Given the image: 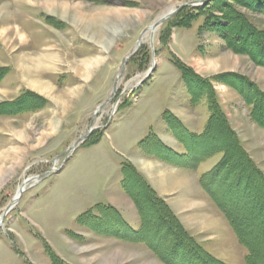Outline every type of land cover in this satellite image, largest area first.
Listing matches in <instances>:
<instances>
[{
    "label": "rangeland",
    "instance_id": "374dc122",
    "mask_svg": "<svg viewBox=\"0 0 264 264\" xmlns=\"http://www.w3.org/2000/svg\"><path fill=\"white\" fill-rule=\"evenodd\" d=\"M188 1L192 0H0V106L11 103L0 110V129L6 137L0 142V189L4 186L0 191V218L17 197L24 180L57 171L34 185L27 184L19 202L4 221L0 220V264H44L43 255L48 259L51 250L58 253V243H63V239L56 231L73 230L84 211L108 201V191L113 195L119 192L117 186L124 183L125 159L139 163L149 172L153 183L165 193L157 194L169 204L173 202L179 215L174 213L197 240L215 238L217 228L223 224L216 221V210L200 196L198 186L192 187V174L190 178L181 171L172 175L165 166L154 163L159 160L143 159L154 141H147L144 148L141 142L151 132L158 134L164 144L175 149L182 147L163 117L167 109L198 131L201 124L204 129L210 115L206 99L192 105L189 89L171 56L178 57L195 74L189 77L194 94L209 88L206 80H211L226 118L241 140L238 132L258 139L261 151H247L259 168V178L252 176L249 165L243 162L237 166L243 172L241 180L232 172L224 176L222 171L217 185L222 199L226 197L225 202L234 208V216L253 239L259 254L255 259H264V122L253 119L264 121V64L259 61L260 49L264 48V0H215L216 13L225 18L221 29L235 31V39L227 41L224 31L218 28L200 30L210 11L197 15L190 27H182L177 23L187 12L179 10L155 31H147L141 49L128 60L113 94L121 63L136 48L143 30ZM154 58L150 77L131 89L151 70ZM36 82H43L47 88L35 86ZM253 105L256 111L252 115ZM229 112L238 120L239 128L231 123ZM91 126L98 128L67 155L66 150ZM212 128L205 141L211 145L230 144L226 125L217 123ZM98 131L100 139L96 137ZM229 150L231 159L240 158L236 146ZM209 166V159L200 163L194 170L197 177ZM248 173L251 179L246 177ZM180 180L183 186L178 184ZM249 180L255 181L254 188ZM136 190L143 204L145 200L150 203L141 185ZM127 200L128 207L136 210V203L134 207ZM30 205L35 211L40 207L45 210L41 227L36 219L28 217ZM148 211L151 222L147 229L154 233L161 225H156V213ZM84 221L93 220H79L82 224ZM167 234L162 235L161 242L168 243ZM39 237L47 245L50 243L51 250L46 252ZM122 248L93 256L102 259L92 264H162L150 250L136 253ZM206 248L229 264H247V250L234 231L222 245L223 253ZM101 249H113L112 244H102ZM57 260L55 264H60Z\"/></svg>",
    "mask_w": 264,
    "mask_h": 264
},
{
    "label": "trees",
    "instance_id": "16d2710c",
    "mask_svg": "<svg viewBox=\"0 0 264 264\" xmlns=\"http://www.w3.org/2000/svg\"><path fill=\"white\" fill-rule=\"evenodd\" d=\"M216 5V1L211 0L208 4L204 6H199L197 8L188 6L183 8V12L187 13L185 16H181L183 20L182 22H178L177 25L182 27H190L197 15H201L202 12L204 13L205 11H210L211 14L208 16L209 18H207L204 24L200 26V30L204 28H208L209 30H214L218 28L224 31L222 35L224 36L223 38L226 41L230 38L235 39V37H233V35H235V31L231 30L233 28H228L227 30L221 29V26L225 24L223 22L225 18H223L224 14H219V16L216 13ZM191 14L192 17L190 16ZM225 17L227 16L225 15ZM166 23L169 24L170 22L167 21ZM261 42L259 41V43ZM261 45L264 47V44L261 43ZM171 61L181 71L183 80L186 83L191 95L192 105H198L202 102L203 99H206L207 106L210 111L209 118L202 132H194L191 131L177 115L167 109L164 112L163 117L164 119H166L170 131L174 133L175 137L182 144L184 151L181 153L173 152L174 150L164 144L161 138L158 137L155 132L149 133L146 139L141 142V145H143L144 148V144L147 141L149 142L150 140H153L154 144L152 145V147L150 146L151 149L148 150L150 153L158 155L160 154L164 160H167L165 158H169V161L180 162L186 167H189L193 170H196L200 163L221 153L222 157L218 161V163L210 170L201 173L199 181L204 190L207 192V194L219 207L223 215L228 219L234 232L237 235L239 242L246 248V263L264 264V259H255V257H259V254L256 251L253 239L250 238L249 235H247L246 231L243 229L244 227L241 225V221H239V218L234 216V208L230 204H227L225 202V195V198L222 199L223 193H219V188L217 185L219 180V174L222 171L225 173L224 176L228 175L229 172H232V175H237L240 178L238 179L241 180V178H243V172L242 169L238 168L237 166L242 165L243 162L244 164L246 163L247 165H249L250 173L256 178H259L258 175H260L258 173L259 168L251 158L246 147L243 145L242 140L231 128L228 118H226V113L220 103L219 96L217 92L212 89L211 80H206L209 84V88L202 89L198 93L194 94V92L192 91L193 86L191 88V84L189 83V77L191 75H195L193 74L191 68H189L187 64H185L176 56H171ZM259 61L264 64V48L260 49ZM2 81L0 82V84L2 83ZM247 100L249 105H251L252 103L249 101V98ZM254 103H256V101H254ZM10 104L11 103L0 106V110L3 109V107L5 106H9ZM12 107H14L13 104ZM255 111L256 107L253 105V108L251 109V114L253 115ZM11 114H13V111ZM253 119L256 122H259L260 124L264 122L262 119L259 118L253 117ZM217 123L219 126L222 127L226 125L229 133L226 131L227 134H225L226 136L228 135V137L226 138L230 139V144H225L224 142H221L211 145L210 143L205 141L207 136H211V131L213 130L212 127L214 124ZM100 134L101 133L98 131L96 134V137H98L97 139H100ZM235 146L237 154L240 155V158L235 157L236 159H231V152L229 149H232V147L234 148ZM122 171L124 174L123 186L129 193V195L133 198L141 216L142 227L139 231L140 236L160 260H162L165 264H229L207 251L203 244L184 227L179 217L171 210L169 204L157 194V192L154 190L147 178L131 161L125 159L122 162ZM250 173L246 174V177L249 176V179L252 178ZM130 177H132V181H129ZM140 185L141 187H143V190H146L150 198V203L148 204L146 203V200L145 204H143L141 197L138 195V191L136 190V188L140 187ZM250 185L254 188V186H256L255 181H251ZM230 187L231 186H229V188ZM149 209H151L152 212L154 211V213H156L157 218L159 217V219L156 218L155 220V222H157L156 225H161V227L156 229L154 233L152 231L150 233L147 229L149 220L151 222V218H149L151 211H148ZM93 212V208L89 209L81 216L79 220L81 221L83 218H87L93 215ZM163 226L165 228H163ZM166 233H168V237L166 236L167 238H169V241H167L168 243H164L163 241L161 242V240L163 239L162 235ZM50 256L53 258L54 261H57V259H59V257L53 252H50ZM172 256L174 257L172 258Z\"/></svg>",
    "mask_w": 264,
    "mask_h": 264
},
{
    "label": "crops",
    "instance_id": "0c3cea01",
    "mask_svg": "<svg viewBox=\"0 0 264 264\" xmlns=\"http://www.w3.org/2000/svg\"><path fill=\"white\" fill-rule=\"evenodd\" d=\"M229 113H230V116L232 117L230 119L231 123L233 122L234 125H236V127L239 128L240 126H238V120L234 118V116L231 114V112H229ZM186 126L191 131H194V132H202L204 130L202 128V124H201L199 131L195 130V129L193 130V127H191V126H188V125H186ZM254 129H256V128H254ZM259 129H261V128H259ZM262 131H263L262 133L264 134L263 128H262ZM238 133L240 134V136H241L243 142L245 143V146H246L248 151H250L252 154H255V153L261 151L260 146L257 145L258 139L255 140L251 135H249V133L247 134L246 132H242V135L240 132H238ZM5 138L6 137H5V133H4L3 129H0V142L3 141ZM174 138H175V136H174ZM176 140H178V139L176 138ZM162 141H163V143H165L164 140H162ZM179 144L181 147L182 144L180 142H179ZM167 146H169V145H167ZM169 147L174 150L173 152L181 153L184 151L183 146L181 147V149L180 148L175 149L171 146H169ZM0 149H3V147L1 145H0ZM143 157H144L143 159H147V160H152V159L159 160V161H156L154 163L162 164L163 166H165L166 171L169 170V173L172 175H174L175 173H178V171H181L187 177H189V174H192L194 182H195V184L192 187L194 188L195 186H198L199 192L201 193L200 196H203L206 199V201H209L210 205L216 210V212L218 214V220L216 219V221H220V223L223 224V225H219V228H217L215 238L208 236V237L202 238V240H199V241L203 244V246L205 248L207 246V247L215 249L216 252L218 251V252L223 253L222 245L224 243H226L227 240L232 236L234 230H233L232 226H229L227 224V222L224 220L226 217L223 215V213L221 212L219 207L216 205V203L212 200V198L207 194V192L204 190L202 185H200V182L197 181L198 177L195 174L194 170L189 168V167H186L184 164H182L180 162H171L168 160L169 158H165L167 160H164L160 154L158 155V154L147 152L146 156L144 155ZM221 157H222V154L219 153V154L215 155V157L213 156V157H211V159L209 158V161L211 162V166L206 167L205 171H203V172H206V171L210 170L211 168H213L218 163V161L221 159ZM206 161H208V159ZM206 161H204L203 163H205ZM141 162L143 163L144 161L141 160ZM146 162H148V161H146ZM134 165L147 178V180L150 182V184L152 185L154 190L163 196V194H165V193H163L156 186V184L153 183L154 182L152 180L153 177L149 174V172L147 170H146L147 171L146 172L144 170L145 168L143 169L142 167H140L139 163H137V164L134 163ZM143 166H144V164H143ZM171 170H172V172H171ZM203 172H201V173H203ZM195 175H196V177H195ZM197 182H199V183H197ZM187 185H189V184H187ZM3 187L0 189V191L3 189ZM117 187H118L119 192H115L114 195L111 194L110 191H108V196H107L108 201L106 203L99 202V203L94 204V206L91 207L94 209L93 215H91L87 218L92 219L93 221H91L89 223H87V221L86 222L84 221L85 224H82L79 222V219H78V222L75 225L73 230H70L67 228H65V229L60 228L59 230L56 231L57 233L58 232L60 233V237L63 239L62 240L63 243H58L57 241L55 243L56 245H57V243L60 244L59 245L60 249H59L58 253H54V254L58 255L60 264H92L95 261H99L97 259H102L101 257L94 258L93 256L98 255L100 253H104V254L108 255L109 253L116 252L118 249H120V247H123L122 249H124L125 251L128 250L127 248H130V250H128V251L133 250L136 253H137V251L150 250L151 253L156 257L155 259L157 260V262L160 261L162 264H164L162 262V260H160L153 253V251L148 247V245L144 242V240H142V238L140 236L139 231L142 227V220H141V216L139 214L138 209L135 207L133 198L128 194V192H125L126 189L124 188L123 185H120V186L118 185ZM187 196L191 197V195L188 193H187ZM127 198L133 203L136 210H132L131 208L128 207ZM193 198H194V196H193ZM33 204H35V203H33ZM172 204H173V202L169 204L170 208L172 209L173 212H176L179 215V213L175 210V208L173 207ZM31 205L29 207H27V210H28L27 213L29 214L28 217L31 219L33 218L32 220L36 219L34 221L35 222L38 221V223H40V225L39 224H37V225H39L41 227L42 226V221H41L42 219L41 218H42V214L45 213V210L40 207L38 211L37 210L35 211L34 209H32ZM35 205L37 206L38 204H35ZM91 208H89V209H91ZM89 209L84 211V213L87 212ZM103 211L105 214L103 213ZM110 211L113 212L111 215H110ZM32 213H33V215H31ZM107 213H109V214H107ZM206 216L211 217V215H209V214ZM114 217H116V218H114ZM178 217L181 220V222H184L180 216H178ZM43 236L46 237L50 243L53 242V240H51L50 237H48V235H43ZM39 238L43 242L44 247L46 249V252H47V250H51L50 247L52 248V246L49 247L50 243H49V245H47L48 243L46 244L42 240L43 239L42 237H39ZM199 238H201V237H199ZM105 243L112 244L113 249L102 250L101 246H102V244L105 245ZM56 247L57 246H55L54 248H56ZM28 250H29V247H28ZM207 251H209V250L207 249ZM51 252H52V250H51ZM209 252L212 255L217 257V255H215L211 251H209ZM42 257L44 260V264H55L53 258L50 257V255H49L48 259L44 255ZM217 258L224 260L220 257H217ZM146 261L147 260H145V262ZM56 262H58V260ZM225 262H227V261H225ZM136 263L139 264V262H136ZM140 263H142V262H140Z\"/></svg>",
    "mask_w": 264,
    "mask_h": 264
},
{
    "label": "water",
    "instance_id": "95a60500",
    "mask_svg": "<svg viewBox=\"0 0 264 264\" xmlns=\"http://www.w3.org/2000/svg\"><path fill=\"white\" fill-rule=\"evenodd\" d=\"M211 0H193V1H188V2H184L183 4H181V6H179L178 8L176 9H173V10H170L168 13H166L164 16H162L159 20H157L156 22H154L152 25L148 26L147 28H145L143 30V32L140 34L139 38H138V41H137V45H136V48L129 54L127 55L122 63H121V70L116 78V82L114 84V88H113V94L115 95L116 92H117V84L120 80V78L123 76L124 72H125V69H126V65H127V62L128 60L134 56L139 50L140 48L142 47L143 45V41H144V35L147 33L148 30H151L153 32L154 29H158L167 19H169L170 17L174 16L179 10H181L182 8L188 6V5H193V6H196V5H200V4H207L208 2H210ZM155 68V58H154V61H153V66L151 68V70L148 72V74L145 76L144 79H142L138 85H141L143 84V82L150 77V74L151 72L154 70ZM135 87V86H134ZM133 87V88H134ZM113 95V96H114ZM112 97L108 98L107 100H105L104 102H102L97 110L99 111L100 109H102L106 104H108L111 100H112ZM96 127L95 126H91L90 130L85 134V135H82L78 138V140H76V142L71 146V149H75L78 145H80L81 143H83L87 137L92 133V131L95 129ZM57 158H55L54 160H56ZM50 173H54L53 170H50L48 171L46 174H42L40 175V178H43L44 176L50 174ZM33 178L31 179H28L26 181L23 182V185L25 184H28L30 181H32ZM25 189H23L19 195L18 198L14 197L13 198V201L11 203H9L3 213H2V218L3 220L5 219V216L7 215V213L12 210V208L19 202V199L21 198L23 192H24Z\"/></svg>",
    "mask_w": 264,
    "mask_h": 264
},
{
    "label": "bare ground",
    "instance_id": "6f19581e",
    "mask_svg": "<svg viewBox=\"0 0 264 264\" xmlns=\"http://www.w3.org/2000/svg\"><path fill=\"white\" fill-rule=\"evenodd\" d=\"M168 12V11H167ZM166 13H164L162 16H164ZM161 16V17H162ZM156 29H154L153 31H155ZM151 31V30H150ZM214 63V62H213ZM214 64H216L217 65V62H215ZM27 76H29V73L27 74ZM28 79L30 80V76L28 77ZM35 86H39L40 88H43L44 87V89H46L47 87H45V85H44V83L43 82H36V84H35ZM48 91V90H47ZM154 165V164H153ZM153 167V166H152ZM2 169H4V167L2 168ZM160 169V168H159ZM1 172H2V170H1ZM187 177V176H186ZM189 181V180H188ZM182 180H180V181H178V184L179 185H181V186H183L184 184H182ZM26 184L25 185H22V187H21V189L19 190V193H18V195H17V197L16 198H18L19 197V195H20V193H21V191L24 189V188H26ZM2 217V216H1ZM2 219V221H4L3 220V218H0V220ZM213 221V220H212ZM210 225V224H209Z\"/></svg>",
    "mask_w": 264,
    "mask_h": 264
}]
</instances>
